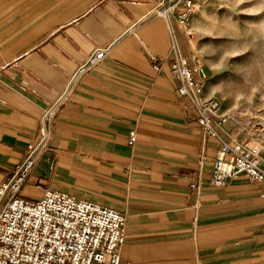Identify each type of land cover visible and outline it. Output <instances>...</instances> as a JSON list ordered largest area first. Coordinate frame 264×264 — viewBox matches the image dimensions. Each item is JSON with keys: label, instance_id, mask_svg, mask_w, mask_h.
I'll use <instances>...</instances> for the list:
<instances>
[{"label": "crops", "instance_id": "0c3cea01", "mask_svg": "<svg viewBox=\"0 0 264 264\" xmlns=\"http://www.w3.org/2000/svg\"><path fill=\"white\" fill-rule=\"evenodd\" d=\"M157 3L0 0V183L38 138L43 109L92 52L107 48L58 110L21 194L42 191L39 183L124 212L120 264H264V182L239 174L208 183L219 140L203 138L170 69L174 42L191 62L197 55L192 18L184 28L156 14ZM232 130L223 124L220 137L230 140ZM198 176L202 187L192 193Z\"/></svg>", "mask_w": 264, "mask_h": 264}, {"label": "built area", "instance_id": "2783aa9c", "mask_svg": "<svg viewBox=\"0 0 264 264\" xmlns=\"http://www.w3.org/2000/svg\"><path fill=\"white\" fill-rule=\"evenodd\" d=\"M195 9V0H158L154 11L168 20L174 16L188 28ZM107 50L98 48L92 52L70 76L64 90L43 109L38 138L28 144L23 161L0 183V264H120L127 219L124 212L64 191L42 188L39 183L34 187L41 188L40 198L21 194L49 148L52 123L58 110L80 77L99 64ZM171 52L170 69L180 82L178 94L190 100L203 138L219 140L208 183L221 186L228 177L239 174L264 182L262 146L237 141L233 135L230 140L220 137L228 115L221 112L218 99L204 95V83L208 79L204 64L198 57L191 62L183 56L175 42ZM161 64L159 57H151L155 70H160ZM135 140L136 133L131 131L128 141L133 144ZM205 160L202 147L199 172ZM202 184L199 176L192 179L191 192L199 193Z\"/></svg>", "mask_w": 264, "mask_h": 264}, {"label": "rangeland", "instance_id": "374dc122", "mask_svg": "<svg viewBox=\"0 0 264 264\" xmlns=\"http://www.w3.org/2000/svg\"><path fill=\"white\" fill-rule=\"evenodd\" d=\"M198 57L210 71L209 95L233 125V137L264 154V0H195ZM37 199L40 190L25 189Z\"/></svg>", "mask_w": 264, "mask_h": 264}]
</instances>
